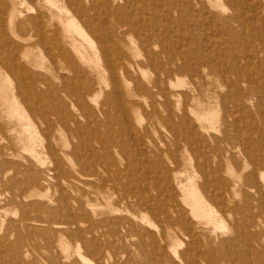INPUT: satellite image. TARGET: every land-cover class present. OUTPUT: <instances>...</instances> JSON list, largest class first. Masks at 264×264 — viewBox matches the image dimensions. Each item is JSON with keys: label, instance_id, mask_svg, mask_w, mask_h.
<instances>
[{"label": "bare ground", "instance_id": "6f19581e", "mask_svg": "<svg viewBox=\"0 0 264 264\" xmlns=\"http://www.w3.org/2000/svg\"><path fill=\"white\" fill-rule=\"evenodd\" d=\"M224 1L227 4L226 5L227 8H225V9L226 10L228 9L229 12L227 13V15L223 19H224L225 25L227 26L225 28H227L230 33L235 32L237 29H239L240 27H242L244 25L245 21H243L244 18L242 19V8H241V6L244 5L243 3L247 2V3H249L251 8L255 7V9L257 6L255 4L256 0H224ZM257 1H260V0H257ZM19 2L22 6H24L25 4H28V8H27L28 10L26 13L22 10H19L17 8L16 4H13L14 6L9 11V6H8L9 4L7 2H6L7 4H5L4 1L0 0V68H6V70L8 71L7 76L11 75L15 80V86L11 91V99H9L8 112L10 113V117L15 119L16 123L20 126V128L18 129V140H20L24 144L25 149L28 151L27 154H29L30 157H33L36 160H38V156L40 155L39 151L37 149V146H38L37 145V142H38L37 137L38 136L34 133L32 127H29L31 125L30 121H32V120L29 119L28 122L26 121V115L25 116L23 115L24 110L22 111V108L20 106H26L28 108V110L31 111V112L29 111L30 114L32 113L33 116L36 118V120H40L39 121L40 123L46 125L44 129H42V130L40 129V130L43 132V135L46 137V143L44 144V147L47 150V153L50 154L51 162L53 164V167H51L50 169H52L54 171L53 178L55 179V182H53V183H54V186L57 190V195H55L54 198L53 197L51 198L50 196H46L47 202L45 201V204L47 206L45 208H48L56 218L59 216L60 220L55 218V219L50 220V221H45V220H42L40 218H34L31 216L30 212L26 209L22 210V215L18 219L8 220L7 218H5L6 215L3 216L1 211H0V255L3 256V253H5V252H8L10 254L11 260H8L10 262H7V264H92V262H93V264H201L202 262H205L207 264H222L221 260H225L224 257L222 255L221 256L217 255L216 252L213 250V248H211V249L215 252V253L213 252L214 257H213V255L212 256H206V254H208L209 252L205 253V251H207L206 244H203V243H205V241L201 242V240L203 241V239H201L199 236L200 231H199V233L196 232L197 231L196 225L209 224L213 219H215V217H218L215 215V214H217V212L214 213V210H212V208H211L212 206H210V204L207 202V200H210V201L213 200L218 204L217 206H221L223 208V209L221 208V211H224V213H225L223 215H226V212L227 213L229 212L230 217H231V215H232L231 213H233L235 215V214L239 213V211H240L239 205L231 207V210L228 209V206H229L228 203L230 201V198L233 195L231 196V195L227 194V191H229V189H230V187H229L230 185H229V183H227L229 186L225 184L226 182L224 183V181H223L224 179H222L224 175L222 174L223 176L221 177V175H220L221 172L216 166H215L216 168H214V166L211 167L205 163L195 162V168L192 166L191 168L193 169V171L191 170L192 172L190 171V174L186 175L188 182L186 185H181V192L179 194L177 192H174V190L176 188H174V190L172 189L173 187H172L171 180L166 181V183H164V181L159 180V178L157 180L156 177H154L156 179L151 178V177L146 178L143 176L142 172H141V174L144 177V179L139 178L140 179L139 181L141 184L139 190L136 189L137 187L135 189L138 191L135 190L136 191L135 192L133 190L134 189L133 186H135V185L132 186V184L135 183V182L132 183L133 181H130L127 183H124V182L120 183L119 182L120 183L119 184L120 191H122V193H121L120 191H118L119 188L117 189V182L116 181L117 180L120 181L122 179L120 177H116L117 175L111 177V175L109 174L110 161H114V158H112V156H113L112 155V149H115V151H116L115 153H117V151H118L121 154H123L125 159H128L131 161V158L133 159V156L135 155V154L133 155V153L136 150L138 152L140 151L143 153V152H145L144 150L150 149V147H159L160 143L165 142V145H167L166 150H167L168 154L171 156V158L173 159V162L180 164L179 163L180 160L178 162V158L180 156L178 157L177 153L180 152V154H181V151H182L181 148L182 147H183V149H186L183 146V142H185L184 144L189 145L193 140H195L194 139L195 135L198 136L201 140L203 135L201 134L202 133L201 131H200L201 133L198 132L199 129L202 131H208L210 129L214 130V131L216 130L215 126L217 124L214 126L213 120L217 117V115H213L214 113H211V112H198V110L197 111L194 110L192 107L187 105V103L182 104L178 100V102H176L174 104L173 100H172V99H175L176 97L179 99V97L181 96L180 95L181 93L178 92V90H179L178 89L179 85L177 84L178 81L176 79H174L175 76L178 75L179 73L182 74V72H186L189 74L190 73L191 74L197 73L199 75V73L201 71H205V69L204 70H201V69H202L203 65L204 66L206 65V64H204L206 58L205 59L199 58L200 60L198 61L197 57L195 58L194 56H192L193 52L190 49H187L186 47H183L181 44H179L180 42L178 40H177L179 42L178 44L174 43L173 41H171V42L167 41V39H166L167 37L166 38L163 37L161 30H160L158 25L161 24V23H159V17L160 16L162 17L163 15L170 17L173 14L178 13L179 15H181V17L179 15H178V17H180L181 20H183L182 17L186 18L187 14L191 13L192 11H195V13H196V11L198 10V11H201L203 13L208 14V11H210V9H211L210 7L214 6V4H216L217 0H20ZM11 3H13V1ZM219 4H218V6H219ZM261 7H262V4H261ZM212 8H214V7H212ZM195 9H197V10H195ZM258 9H260V8L258 7ZM222 10H223V6H222ZM251 11H252V9H251ZM213 13H214V11H213ZM196 14H197V16H199L201 13L199 15H198V13H196ZM201 15L203 16V14H201ZM217 15L213 16V14H212V18H211L213 20L212 22H214ZM248 16H249V14H248ZM195 17H196V15H195ZM203 17H205V15ZM209 18H210V16H209ZM250 18H252V17L250 16ZM260 18H262V17H260ZM187 19H188V17H187ZM187 19H185V20L187 21ZM202 21H204V20H202ZM217 21H219V20H217ZM178 22H180V21H178ZM248 22H250V21H248ZM169 23L171 25V22H169ZM189 23H191V21ZM200 23H202V22H200ZM200 23H198V24H200ZM220 23H219V25H220ZM166 24H168V22ZM208 24H210V23H208ZM246 24L247 23H245V25ZM259 24L261 25V23H259ZM170 25H168L167 27H170ZM174 25L177 26L176 23ZM212 25L214 27V24H212ZM245 25L243 26V29H244ZM251 25H252V22H251ZM199 27L201 28V25ZM199 27H198V29H199ZM162 28H166V27L163 26ZM172 28H173V26H172ZM185 28L187 30V27H185ZM219 28H220V26H219ZM225 28H224V30H225ZM250 28H251V26H250ZM263 28H264V26H263ZM215 29H216V27H215ZM171 31H172V29H171ZM193 31H191V30H189L188 32L184 31L186 34V35H184V39H188V38L192 39L193 38V39H196L197 42L201 41L199 39L200 37L197 38L196 34L193 33ZM202 31H204L203 27H202ZM209 31H212L210 33H213V30H209ZM209 31H207V33ZM242 31H244V30H242ZM242 31L240 30V32H242ZM87 32H90L95 38V41H93L90 44L89 49H87L85 47L84 41H83L85 39L88 40L89 36H88ZM221 32H223V31H221ZM249 32H251V31H249ZM226 33H224V34L226 35ZM168 34H169V32H168ZM168 34H166V35H168ZM170 34H173V33H170ZM216 34H218V32H216ZM243 34H245V33L242 32V36H244ZM259 34H260V31H259ZM205 35H207V34H205ZM130 36H134L137 39V44L140 46L141 49H139L138 45H135V43H136L135 41H132V42L129 41L128 38ZM214 36H216V35H214ZM218 36L219 35H217L216 37H218ZM207 37H208V35H207ZM212 37H213V35H212ZM216 37H215V39H216ZM240 37H241V35H240ZM252 37H254V36H252ZM170 38H172V37H170ZM230 38H232V36ZM255 38H256V36H255ZM241 40H240V42H241ZM249 40H251V37L249 38ZM256 40H257V38H256ZM247 41H248V39H247ZM247 41H245V42H247ZM262 41L263 40L261 39V42ZM181 42H182V40H181ZM183 42H182V44H183ZM258 42L256 43V45L258 44V46H259L260 42L259 43ZM215 43H216V41H215ZM215 43H212V46L216 45ZM221 43H220V45H221ZM253 43H255V42H253ZM204 44L207 45L206 42ZM224 44H225V42H224ZM190 45H193V44H190ZM206 45H204V46H206ZM217 45H218V43H217ZM241 45H240V47H241ZM201 46L199 45V48ZM33 48H45L44 50L46 51V54H47L46 56H47V59L49 60L48 66L44 65L43 59H42V61H39L38 59L30 56L29 50H32ZM210 48L211 47H209V49ZM215 48H217V47H215ZM222 48H223V46H222ZM227 50H228V48H227ZM260 51H261V49H260ZM248 52H249V49H248ZM202 53H201V55H203V58H204L205 56ZM227 53H228V51H227ZM254 53L256 54V51ZM40 55L42 56V54H40ZM222 55H224V52ZM247 55H248L247 57L252 56L249 53ZM192 57L195 58L198 62L197 63H191L190 60L192 59ZM216 57H214V58H216ZM226 57H227V55H226ZM209 59H210V57H209ZM263 59H264V57H263ZM249 60H251V59H249ZM252 61H253V57H252ZM209 63H212V61L211 62L209 61ZM258 63H261V62H258ZM253 64H255V62ZM145 67H148L151 69V71L153 72L152 75L154 77L150 80L143 79V81H142L140 79V77L138 78V76H139V74L141 75L143 72L145 73V71H144ZM229 67H230V65H229ZM42 68H47L48 70H50L49 74H44V73L39 72L37 70V69H42ZM260 68H261V66H260ZM225 71H227V70H225ZM148 72H147V75H148ZM238 72H240V71H238ZM212 73H213V71H212ZM204 74H203V76H204ZM245 74H247V73H245ZM248 74L250 75V72ZM230 75H231V73H230ZM259 75H260V71H259ZM194 76L195 75H193V77ZM254 76H255V74H254ZM93 77H96L97 79L95 80ZM146 77H149V76H146ZM176 77H178V76H176ZM200 77H201V75H200ZM250 77L251 76H248L249 79H250ZM201 78H203V77H201ZM209 78H211V77H209ZM227 78H229V77H227ZM230 78H231V76H230ZM234 78H236V77L234 76ZM147 79H149V78H147ZM197 80H194V81H197ZM211 80L213 82V77ZM247 80L248 79H246L245 81H247ZM202 81L201 82L199 81V82L202 83ZM199 82H198V85L200 84ZM204 82H206V81H204ZM225 82H226V78H225ZM262 82H263V80H262ZM215 84H216V82H215ZM248 84H249V82H248ZM243 85H242V87H243ZM104 86H111L110 87L111 89L104 96L105 97V98H103L104 102H101L102 101L101 97H102V94L104 93ZM213 86L215 87V85H213ZM234 87H235V85H234ZM239 87H241V86H239ZM259 88H261V87H259ZM155 89L157 90V94L162 99L157 100V99H155V96L151 99L150 106L153 109H152V112L150 114H148V116H147L149 123L143 128L144 132H141L139 129L140 127H137L140 125L139 123H138L139 125L137 124V126L135 124V126L137 127L136 128L134 126V124L131 123V120L130 119H129L130 121L128 120V118L130 116H128L127 119L124 118L121 121H120V118L116 119L115 116H114L113 120L111 119L113 122L116 119L117 120L116 122L118 123V125H120L119 127H120L121 133H120V137L118 136L119 138L117 140H114L112 132H111L112 130L109 129L110 123L105 124L108 126V128H106V132H102L99 130V128L101 127L100 125H102V124L97 123V122L95 123V125H93V126L91 125L92 127H89L87 130L86 128L89 125H87L85 128V125L80 123L78 120L76 123H73L74 125H72L71 119L74 120V117H72L70 111L67 110L68 108L66 109V106H73V107L76 106L77 109L81 112V115L87 114V115H90V117H92L91 114L93 111L91 112V109L89 106L95 107V106H100L101 104L103 106L105 103H107L109 105L111 103L113 104L114 100L117 103L121 102V106H135L136 102L134 99L136 98V96H138L139 94H142L144 92L147 93V94L144 93L145 95H148L150 92H152V91L154 92ZM221 89H222V87H221ZM236 89L240 90L238 87ZM193 90L197 91V89H195V88ZM217 90L218 89H216V91ZM226 90H228V89H226ZM241 90L243 91V88ZM256 91H258V90H256ZM261 92H263V91H261ZM233 93L235 94L236 92H233ZM249 93H251V92H249ZM125 94L127 95L126 98L128 97L127 100H123V98H124L123 95H125ZM184 94L185 93H183V95ZM198 94H199V92H198ZM220 94H222V93H220ZM153 95H154V93H153ZM210 95H212V94H210ZM229 95H230V93H229ZM184 96L188 97V95L186 96V94ZM200 96L202 98V95H200ZM230 96H228V98ZM244 96H246V95H244ZM173 97H175V98H173ZM217 97H218V95H217ZM231 97H233V96H231ZM231 97H230V99H231ZM223 99L225 100V98H223ZM260 99H261V97H260ZM239 100H240V98H239ZM205 101H206V99H205ZM115 102H114V104H115ZM186 102H188V101H186ZM201 102H204V101H201ZM239 102H238V104H239ZM206 103H204V104H206ZM193 104H195V103H193ZM262 104H263V102H262ZM112 106H114V105H112ZM156 106H161L163 109V113H161L159 110H157ZM191 106H192V103H191ZM104 107H105V105H104ZM110 107H111V105H109L108 110L111 109ZM100 108H102V107H100ZM112 108L115 110L114 107H112ZM120 108H122V107H120ZM236 108H235V110H236ZM247 108H249V107H247ZM124 109H127V108L124 107ZM98 110L99 109H97V111ZM105 110H107V109H105ZM241 111H242V109H241ZM107 112H105V113H107ZM115 112H116V110H115ZM241 113H243V112H241ZM33 116H31V117H33ZM69 116H71L72 118L70 119ZM100 116H102V114ZM242 116H244V115H242ZM75 117H76V115H75ZM112 117L113 116H109V119ZM53 118H55V121L58 124V129H56L54 127L56 124L53 122ZM94 118H95V116H94ZM231 119L232 118H230V120ZM238 119H240V118H238ZM234 120H235V117H234ZM224 121L225 120H223V122ZM89 122H91V121H89ZM218 122H219V120H218ZM238 122H240V121L238 120ZM117 123H114V124H117ZM141 123H142V121H141ZM156 123H159L160 125H162L165 128L166 133H167L166 136H160L159 137L160 143L155 140V138H154L155 135H153V133L151 132V128H150V126H151L150 124L154 125ZM240 123H242V122H240ZM226 125H228V124L226 123ZM218 126H220V125H218ZM247 126L249 127V125H247ZM252 126H253V124H252ZM256 126H258V124ZM259 126L261 127V124ZM262 126L264 127L263 124H262ZM14 127H15V125H14ZM40 127H41V125H40ZM111 127L113 128V126H111ZM115 128H114V130L116 131ZM253 128H254V126H253ZM13 129L16 130L17 128H13ZM223 129H226V128H223ZM258 130H259V127H258ZM263 130H262V132H263ZM63 131L65 132L64 135L62 133ZM225 131H223V132H225ZM229 132H231V130H229ZM253 132L254 131H252V133ZM219 133L221 134V132H218V134ZM242 133L245 134L244 132H242ZM66 134L71 135L77 139V143L75 145H73L71 150L68 149L69 145L67 143L61 144L59 141V140L63 141L65 139ZM220 134H219V136H220ZM57 135H58V137H57ZM206 135L207 134L205 133V136ZM229 135H231V133ZM233 135L234 134H232V136ZM4 136H5V134L0 131V141L4 138ZM219 136L218 137L213 136L214 138L212 137L214 139V141L216 142V145L211 146V147H214V149H216L218 152H220V154H222V150L220 148L223 145L220 147L219 143L221 141L225 142L226 137H228V136H227V134H223L221 137H219ZM251 136L252 135H250V137ZM253 136H255V135L253 134ZM203 138H205V137H203ZM257 138H259V137H257ZM206 139L208 140V138H206ZM56 140H57V142H56ZM235 140H234V142H235ZM242 141H243V139H242ZM260 141H262V139ZM209 142H211V141H209ZM237 142H239V141H237ZM253 142H252V144H253ZM95 143L99 144L100 147L95 146ZM226 144H228V143H226ZM257 144H259V143H257ZM209 146H210V144H209ZM237 146H239V145H237ZM260 146L262 147V144H260ZM260 146H259V149L261 148ZM162 147H164V146L162 145ZM162 147H160V148L162 149ZM193 147H196V146H193ZM205 147H206V145H205ZM255 147L256 146H254L253 148H255ZM84 148H87L88 151H85ZM187 149H188V147H187ZM199 149H200V147H199ZM232 149L234 150L233 147H232ZM154 150H152V151H154ZM166 150H164V151H166ZM189 150H191L190 147H189ZM237 150L238 149H236V151ZM149 151H151V150H149ZM190 152H193V151L191 150ZM200 152L202 154L204 151L202 152V150H201ZM206 152H207V150H206ZM225 152L226 151H224V153ZM252 152H253V150H252ZM261 152H262V150H261ZM263 152H264V150H263ZM152 153H154V152H152ZM163 153L164 152H162L161 154H163ZM185 153H186V151H185ZM205 153H203L202 155H204ZM211 153H209V154H211ZM242 153H243V151H242ZM256 153H260V152H256ZM193 154H196V153H193ZM201 154L199 155V157L201 156ZM220 154H219V158L221 156ZM226 155H225V157H226ZM233 155H235V154H233ZM147 156H148V154H147ZM189 156H190V154H189ZM197 156H198V153H197ZM257 156H258V154H257ZM152 157H153V155H152ZM207 157H208V155H207ZM39 158H40V156H39ZM155 158H156V154H155ZM158 158H159V155H158ZM189 158H192V157H189ZM246 158H248V157H246ZM148 159H154V158H148ZM160 159L162 160V156L160 157ZM221 159H222V157H221ZM155 160H157V158ZM161 160H159V161H161ZM41 161H40V163H41ZM133 161H134V159H133ZM245 161H246V159H245ZM258 161H259V159L257 160V162ZM162 162L165 164L164 161H161V163H160L161 166H162ZM128 163H129V161H128ZM148 163H150V162H148ZM262 163L263 162L261 161V164ZM13 164L11 163V165H13ZM15 164H17V163H15ZM135 164H136V162H135ZM212 164H213V162H212ZM261 164H259V165H261ZM41 165H43V164H41ZM147 166H148V164H147ZM147 166H145L144 168H146ZM179 166H181V165H179ZM179 166L176 169L177 170L176 173H174L173 180H174V178L177 179L181 174L183 175L185 173V171H187V170H183ZM219 166H221L220 161H219ZM130 167L131 166H129V168ZM241 167H243V166H241ZM254 167H253V169H254ZM9 168H11V167H9ZM162 168H160V169H162ZM219 168L222 170V167H219ZM246 168L244 167V169H246ZM131 169L129 172H131ZM132 170L134 171V169H132ZM162 170H164V169H162ZM172 170L174 171V168ZM256 170H257V167H256ZM159 171L161 172V170H159ZM165 171H166V167H165ZM167 171H169V170L167 169ZM251 171L249 173H251ZM107 172L109 175H106ZM160 172H159V174H160ZM119 173H120V171H119ZM151 173L154 174L153 172H151ZM231 173H233L231 175L232 177L231 176L230 177L233 179V185H234V188L232 190L235 191L234 194L237 196L236 190H237V186H238L237 182L239 181L237 178L238 175L233 171L230 172L229 174H231ZM157 174L158 173H156L153 176H157ZM262 174H263V172H262ZM147 175H149V174H147ZM170 175H173V174H170ZM249 175H251V174H248V177H249ZM16 176L14 178L12 177L13 178L12 179L13 186H14V188L15 187L20 188V190H19L20 192L10 193L11 194L9 197L10 202H13V201L18 200V199L21 200L22 202H24L25 199L32 198L36 194L32 191L29 192L28 190H30L31 188H34L36 186H38V187H40V186L44 187L45 186L44 183L40 181V179L38 178V176L34 172L27 174L24 178L22 177L23 178L22 181H19ZM130 176H128V177H130ZM134 177L136 178V174ZM168 177H170L169 174H168ZM251 177H254V176L251 175L250 178ZM256 177L258 178L257 175H256ZM131 178H133V177L131 176ZM257 178L255 180H257ZM170 179H171V177H170ZM251 179L254 180L253 178H251ZM166 180H167V178H166ZM227 180H229V178ZM263 181H264V177H263ZM172 182H174V181H172ZM228 182H230V180ZM47 183L49 185L51 184L50 181L46 182V184ZM246 183H249V182L247 181ZM81 184H83L86 187L82 186ZM175 184H176V182H175ZM230 184L232 185V183H230ZM258 184H260V181L258 182ZM258 184L257 185L254 184V185L257 186V188H260L261 184L259 185V187H258ZM173 185H174V183H173ZM261 187H263V186H261ZM177 189H178V187H177ZM68 190H69L70 194L67 192ZM248 190L252 191L253 189L250 188ZM74 191H79V193H71ZM244 191L245 190H243V194L246 192V191L245 192ZM256 191L258 192V190H256ZM114 192H116V193H114ZM114 194H117V197H114ZM259 194H261V193H259ZM262 194H263V192H262ZM262 194H261V196H263ZM126 195L133 198L134 204L138 205L140 208V211H141L140 213H136L134 211H131L129 201L126 204L127 206H125V205L118 206L120 201L122 202V201H125L128 199ZM240 195H241V193H240ZM245 195H247V194H245ZM253 195H255V193H253ZM41 196L45 197V195H43V194H41ZM115 198H117V199L114 200ZM235 199H236V197H235ZM51 201L52 202L56 201L57 205L56 206L49 205V203ZM252 201H251V204H252ZM7 202L8 201H6L5 204ZM206 202L209 204V206L207 205ZM246 202L247 201L245 200V203ZM236 204H239V203L236 202ZM249 204L247 202V205H249ZM36 205L39 208L40 207L42 208V206H44L42 204H36ZM245 205H243V206H245ZM249 207H248V209H249ZM261 208H263V207L261 206ZM124 210H126V214L121 213ZM215 211H216V209H215ZM244 213L245 212H243V214ZM148 214H150L152 216V218L157 220L158 224H163V225H161L162 229H158V228L155 229L154 226L156 224L148 216ZM40 215H41V213H40ZM41 216H43V215H41ZM251 217H250V219H252ZM238 218H240V217H238ZM234 219H236V218H234ZM245 220H247V219H245ZM221 222H222V219H221ZM231 222L233 223V221H231ZM253 222H254V220H253ZM46 223L51 225L52 230H53V232H52L53 235H52V233H50L51 235H48V234H46V236L44 235L46 237L45 238L46 243L44 245H39L37 242H34L35 241L34 233L37 232V230H46V226L44 225ZM216 223L218 224V222H216ZM222 223L224 224V222H222ZM249 223H252V222H249ZM240 224H242V223H240L239 220H237V221L235 220L233 225H230V226H232V229L235 232L236 237H237V233H239L238 232L239 227H241ZM243 224H244V222H243ZM243 224H242V226H243ZM247 225H248V223H247ZM244 226H245L244 229L245 228L247 229L245 224H244ZM250 226H252V224ZM47 227L49 228V226H47ZM220 227H222V226H220ZM225 227H227V226H225ZM253 227H254V224H253ZM212 228H215V226ZM197 229H199V228H197ZM216 229H217V227H216ZM220 230H222V229H220ZM247 231H248V229H247ZM213 232H215V231H213ZM240 232H241V230H240ZM255 232L253 231L254 234H255ZM216 233H217V231H216ZM202 234H203V232H202ZM11 235L17 236V240L13 241V242L10 241L9 237ZM41 235H43V234H41ZM204 235L205 234H203V236ZM243 235H245V234H243ZM232 236H230V237H232ZM246 237H249V236L246 235ZM66 238H67V241H66ZM71 238H75L77 240L74 247H73V244H71L70 241H68V239H71ZM208 238L211 239V237H208ZM241 238H242V236H241ZM252 238H250V239L252 240ZM240 240H242V239H240ZM208 242H211V241H208ZM223 242H221V243H223ZM236 242H239V241H236ZM240 242H239V244L243 243V242L242 243H240ZM230 243L233 244L232 242H230ZM212 244H214V243H212ZM218 244H219V242H218ZM226 245H228V244H226ZM235 245H237V244H235ZM250 245H252V244H250ZM250 245L249 246L247 245V246L250 248ZM231 246L234 247L233 245H230L229 248ZM240 246H237V247L240 248ZM252 246H255V245H252ZM71 247L74 249H71ZM221 248H222V246H221ZM225 248L228 249V247H226V246H225ZM223 249H224V247H223ZM254 249H255V247H254ZM41 250L45 251V255L38 258V254L42 253ZM106 250H109L110 253L106 254ZM133 250L138 251L140 254H142L144 259L142 261H139V260L137 261L133 256ZM251 250H253V249L251 248ZM37 251H39V252H37ZM218 251H217V253L220 252V251L219 252ZM240 251H241V249H240ZM253 251H255V250H253ZM256 251H257V249H256ZM256 251H255V253H256ZM111 252H113V254H111ZM223 252H225V251H223ZM245 252H246V250H245ZM251 253L253 254V252H251ZM255 253H254V255H255ZM233 254H236V252H234ZM227 255H229V254H227ZM256 255H258V253ZM240 256H241V254H240ZM251 257L252 256H249V258H251ZM231 259H232V257H231ZM256 259H258V258H256ZM261 261H262V259H261ZM243 262H244V260H243ZM236 264H237V262H236ZM258 264H260V263H258Z\"/></svg>", "mask_w": 264, "mask_h": 264}, {"label": "rangeland", "instance_id": "374dc122", "mask_svg": "<svg viewBox=\"0 0 264 264\" xmlns=\"http://www.w3.org/2000/svg\"><path fill=\"white\" fill-rule=\"evenodd\" d=\"M2 1H4L5 2V4H9L8 6H9V11L12 9V7L14 6L13 4H16V6H17V8L19 9V10H22V11H24L25 13L27 12V8H28V4H25L24 6H22L21 4H20V0H2ZM13 1V3H11ZM220 1V2H219ZM261 1V0H260ZM260 1H257L256 0V2H255V4L257 5L256 6V9H255V7H253V8H251L250 7V5H249V3H247V2H244L242 5L244 6H241V8H242V19H243V21H245L244 22V25H245V23H247L246 25H245V27H244V29H243V26L242 27H240L239 29H237L235 32H233V33H230L229 31H228V29L227 28H225V27H227L226 25H225V23H224V17L227 15V13L229 12L228 11V9L226 10L225 8H227L226 7V3H225V1L224 0H217V2H216V4H214V6H212V7H214V8H212V7H210L211 9H210V11H208V14L207 13H203V12H201V11H198L197 9H195V10H197L196 11V13H198V15L201 13V14H203V16L205 15V17H203L201 14L199 15V16H197V14L195 13V11H192L191 13H189V14H187V16H186V18L185 17H182V19L186 22H184L183 20H181V15H179L178 13H176V14H173L172 16H170V17H167V16H165V15H163L162 17L160 16L159 17V23H161V24H159L158 26H159V28H160V30H161V33H162V35H163V37H167L166 39H167V41H169V42H171V41H173L174 43H176V44H178L179 42V44H181L183 47H186L187 49H190L192 52H193V54H192V56H194L195 58L197 57V59H198V61L200 60V59H205L206 58V60H205V62H204V64H206L205 66L203 65V67H202V69L201 70H204L205 69V71H201L200 73H199V75L196 73H186V72H182V74L181 73H179L178 75H176V76H178V77H176L175 76V78L174 79H176L178 82H177V84L179 85L178 86V92L179 93H181L180 95V97H179V99L176 97H173V98H175V99H172L173 100V103L175 104L176 102H178V100H179V102L180 103H187V105H189L190 107H192L194 110H198V112H211V113H214L213 115H217V121L214 119L213 121H214V126H215V131L214 130H208V131H202V130H198V132L199 133H201L203 136H202V138H201V140H200V138L198 137V136H196L195 135V140H193L189 145L187 144H184L185 142H183V146H184V148H186L187 149V147H188V149L186 150V149H183V147L181 148L182 149V151H181V154H180V152H178L177 153V155H178V162H179V160H180V164H177V163H174L173 162V159L171 158V156L168 154V152H167V150H166V148H167V145H165V142H162V143H160L159 142V137L160 136H166L167 135V133H166V130H165V128L162 126V125H160L159 123H156V124H150L151 126H150V128H151V132L153 133V135H155V140L156 141H158L159 143H160V145H159V147H150V149H147V150H144L145 152H138L137 150L133 153V159H134V161H133V159L131 158V161L130 160H128V159H125L124 158V156H123V154H121L120 152H118L117 151V153H115L116 151H115V149H112V158H114V161H110V171H109V174L111 175V177H113V176H115V175H117L116 177H120L122 180H117L116 182H117V189H118V191H120V187H119V184L122 182H124V183H127V182H130V181H133L132 183H134V184H132V186L133 185H135V186H133V190L135 191L136 189H138L139 190V188H140V179L139 178H141V179H144V177H146V178H148V177H151V178H154V177H156L157 178V180H158V178H159V180H161V181H164V183H166V181H170L171 180V183H172V189L174 190V188H176L177 189V187H178V189L176 190H174V192H177L178 194L181 192V185H186L187 184V182H188V180H187V177H186V175L187 174H190V171L192 170L193 171V169L191 168L192 166L195 168V162H201V163H205V164H208L209 166H211V167H213L214 166V168H218L219 170H220V175H221V177L223 176V178L222 179H224L223 181H224V183L226 184V185H228L227 183H229V187H230V189H229V191H227V194H229V195H233L231 198H230V201H229V203H228V209H230L231 210V207H233V206H236V205H239V208H240V211H239V213H237V214H233V213H231L232 215H231V217H230V213L228 212H226V215H223V214H225L224 213V211H221V206H217L218 204L215 202V201H213V200H207V202L210 204V206H212L211 208H212V210H214V213H216L217 212V214H215L216 216H218V217H215V219H213L209 224H200V225H196V232L197 233H199V231H200V233H199V236H200V238L201 239H203V241L201 240V242H204L205 241V243H203V244H206V249H207V251H205V253H207V252H209L208 254H206V256H212L213 255V257H214V253L216 252V254L217 255H222L223 257H224V259L225 260H221V263L222 264H236V262H237V264H258V263H260V264H264V181H263V177H264V152H263V150H264V127L262 126V124L264 125V59H263V57H264V28H263V24H264V1L262 0L261 2ZM7 2V3H6ZM227 2V1H226ZM258 2V3H257ZM220 3V4H219ZM218 4H219V6H218ZM261 4H262V7H261ZM246 5V6H245ZM222 6H223V10H222ZM225 6V7H224ZM219 7V8H218ZM258 7L260 8V9H258ZM244 8V9H243ZM226 11H225V10ZM251 9H252V11H251ZM222 10V11H221ZM260 10V11H259ZM263 10V11H262ZM213 11H214V13H213ZM257 11V12H256ZM194 12V13H193ZM210 12V13H209ZM248 12V13H247ZM253 15H251L250 13ZM218 15H217V14ZM256 13V14H255ZM261 13V14H260ZM192 14V15H191ZM212 14H213V16H216L217 15V17H216V19L214 20V22L216 23H214V22H212L213 20L211 19L212 18ZM248 14H249V16H248ZM177 15V16H176ZM178 15L180 16V17H178ZM195 15H196V17H195ZM207 15V16H206ZM247 15V16H246ZM260 15V16H259ZM263 15V16H262ZM165 16V17H164ZM190 16V17H189ZM209 16H210V18H209ZM222 16V17H221ZM250 16L252 17V18H250ZM173 17V18H172ZM187 17H188V19H187ZM207 17V18H206ZM219 17V18H218ZM259 17V18H258ZM260 17H262V18H260ZM162 18V19H161ZM168 18V19H167ZM172 18V19H171ZM180 18V19H179ZM187 19V21L185 20V19ZM203 18V19H202ZM199 19V20H198ZM208 19V20H207ZM246 19V20H245ZM252 19V20H251ZM162 22H161V21ZM166 20V21H165ZM170 20V21H169ZM202 20H204V21H202ZM207 22H206V21ZM217 20H219V21H217ZM261 20V21H260ZM178 21H180V22H178ZM183 21V22H182ZM191 21V23H189ZM248 21H250V22H248ZM259 21V22H258ZM168 22V24H166ZM169 22H171V25L173 26V28H172V26L170 25V23ZM178 22V23H177ZM182 22V23H181ZM200 23V22H202V23H200V24H198V23ZM221 22V23H220ZM251 22H252V25H251ZM176 23V25L177 26H175L174 24ZM188 23V24H187ZM208 23H210V24H208ZM219 23H220V25H219ZM224 23V24H223ZM249 23V24H248ZM259 23H261V25L259 24ZM165 24V25H164ZM212 24H214V27H213V25ZM218 24V25H217ZM257 24V25H256ZM168 25H170V27H167ZM190 25V26H189ZM198 25V26H197ZM201 25V28L199 27ZM216 25V26H215ZM259 25V26H258ZM166 27V28H162V27ZM196 26V27H195ZM219 26H220V28H219ZM248 26V27H247ZM250 26H251V28H250ZM262 26V27H261ZM178 27V28H177ZM185 27H187V30H186V28ZM190 27V28H189ZM198 27H199V29H198ZM202 27H203V29H204V31H202ZM213 27V28H212ZM215 27H216V29H215ZM222 28V29H221ZM224 28H225V30H224ZM253 28V29H252ZM165 31H164V30ZM171 29H172V31H171ZM177 29V30H176ZM253 31H252V30ZM189 30H191V31H193V33H195L196 34V36H197V38H199L201 41H198L197 42V40L196 39H184V35H186L185 34V32H188ZM209 30H213V33H210V32H212V31H209ZM215 30V31H214ZM223 31V32H221V31ZM228 32H227V31ZM240 30L242 31V30H244V31H242L243 33H245V34H243L244 36H242V32H240ZM251 31V32H249V31ZM262 30V31H261ZM164 33H163V32ZM183 31V32H182ZM185 31V32H184ZM202 31V32H201ZM207 31H209L208 33H207ZM220 31V32H219ZM246 31V32H245ZM259 31H260V34H259ZM168 32H169V34H168ZM179 32V33H178ZM216 32H218V34H216ZM227 32V33H226ZM88 33V40L87 39H85V40H83L84 41V45H85V47L87 48V49H89L90 48V44L93 42V41H95V38H94V36L90 33V32H87ZM170 33H173V34H170ZM175 33V34H174ZM177 33V34H176ZM181 33V34H180ZM221 33V34H220ZM224 33H226V35L224 34ZM253 33V34H252ZM258 33V34H257ZM165 34V35H164ZM166 34H168V35H166ZM183 34V35H182ZM205 34H207L208 35V37H207V35H205ZM228 34V35H227ZM232 36V38H230L231 36ZM212 35H213V37H212ZM214 35H219L218 37H216V36H214ZM239 35V36H238ZM240 35H241V37H240ZM249 35V36H248ZM258 35V36H257ZM263 35V36H262ZM175 36V37H174ZM229 36V37H228ZM252 36H254V37H252ZM255 36H256V38H257V40H256V38H255ZM263 38H262V37ZM170 37H172V38H170ZM174 37V38H173ZM177 37V38H176ZM202 37V38H201ZM215 37H216V39H215ZM245 37V38H244ZM251 37V40H249V38ZM211 38V39H210ZM218 38V39H217ZM220 38V39H219ZM236 38V39H235ZM129 41H135L136 43H135V45H138L137 44V39L134 37V36H130L129 38ZM171 39V40H170ZM242 39V40H241ZM247 39H248V41H247ZM261 39L263 40L262 42H261ZM179 42H178V41ZM181 40H182V42H183V44H182V42H181ZM191 40V41H190ZM216 41V43H215V41ZM240 40H241V42H240ZM254 40V41H253ZM211 41V42H210ZM214 41V42H213ZM245 41H247V42H245ZM259 43V46H258V44L256 45V43L257 42ZM194 42V43H193ZM207 43V45L206 44H204V43ZM223 44H222V43ZM224 42H225V44H224ZM232 42V43H231ZM253 42H255V43H253ZM189 43V44H188ZM212 43H215L216 45H214L215 47H217V48H215L214 46H212ZM217 43H218V45H217ZM220 43H221V45H220ZM237 43V44H236ZM246 43V44H245ZM190 44H193V45H190ZM203 44V45H202ZM242 44V45H241ZM251 44V45H250ZM255 44V45H254ZM186 45V46H185ZM199 45L201 46L200 48H199ZM204 45H206V46H204ZM210 45V46H209ZM240 45H241V47H240ZM252 47H250V46ZM193 46V47H192ZM222 46H223V48H222ZM256 46V47H255ZM258 46V47H257ZM262 46V47H261ZM138 47H139V49H141L140 48V46L138 45ZM209 47H211L210 49H209ZM231 47V48H230ZM247 47V48H246ZM197 50H196V49ZM203 48V49H202ZM226 48V49H225ZM227 48H228V50H227ZM257 48V49H256ZM261 49V51H260V49ZM45 48H33L32 50H29V54H30V56H32L33 58H36V59H38L39 61H42V59H43V62H44V65L45 66H48V64H49V60L47 59V54H46V51L44 50ZM215 49V50H214ZM247 49V50H246ZM248 49H249V52H248ZM207 52H205V51ZM256 51V54L254 53L255 51ZM201 51V52H200ZM204 51V52H203ZM210 53H209V52ZM216 51V52H215ZM227 51H228V53H227ZM243 51V52H242ZM251 51V52H250ZM253 51V52H252ZM200 54H198V53ZM203 52V53H202ZM223 52H224V55H222L223 54ZM258 52V53H257ZM201 53L202 54H204V58H203V55H201ZM250 54V55H252V56H250V57H247L248 55L247 54ZM262 53V54H261ZM40 54H42V56L40 55ZM215 54V55H214ZM258 54V55H257ZM211 55V56H210ZM226 55H227V57H226ZM246 55V56H245ZM256 55V56H255ZM260 55V56H259ZM217 56V57H216ZM255 56V57H254ZM202 57V58H201ZM209 57H210V59H209ZM214 57H216V58H214ZM252 57H253V61L255 62V64H253L254 62L252 61ZM260 57V58H259ZM195 58H193L192 57V59L190 60V62L191 63H197L198 61L195 59ZM200 58V59H199ZM256 58V59H255ZM218 59V60H217ZM246 59V60H245ZM249 59H251V60H249ZM209 61L211 62L212 61V63H209ZM216 64H215V63ZM221 62V63H220ZM258 62H261V63H258ZM263 62V63H262ZM208 64V65H207ZM211 66H210V65ZM220 64V65H219ZM245 64V65H244ZM228 65V66H227ZM229 65H230V67H229ZM240 65V66H239ZM244 65V66H243ZM258 67H257V66ZM216 68H215V67ZM260 66H261V68H260ZM214 67V68H213ZM227 67V68H226ZM249 67V68H248ZM254 67V68H253ZM257 67V68H256ZM146 69V70H145ZM212 69V70H211ZM39 72H42V73H44V74H49V71L50 70H48L47 68H42V69H37ZM225 70H227V71H225ZM254 70V71H253ZM144 71H145V73L143 72L141 75L139 74V76H138V78L140 77V79L143 81V79H145V80H150V79H152L154 76L152 75L153 74V72L151 71V69L150 68H148V67H145L144 68ZM149 71V72H148ZM208 71V72H207ZM212 71H213V73H212ZM238 71H240V72H238ZM245 71V72H244ZM259 71H260V75H259ZM263 71V72H262ZM147 72H148V75H147ZM238 72V73H237ZM250 72V75L248 74ZM184 73V74H183ZM202 73V74H201ZM205 73V74H204ZM223 73V74H222ZM230 73H231V75H230ZM240 73V74H239ZM245 73H247V74H245ZM253 73V74H252ZM7 74H8V71L6 70V68H0V131L1 132H3L4 134H5V136H4V138L0 141V211H1V213H2V215L3 216H5V218H7L8 220H12V219H14V220H16V219H18L19 217H21V215H22V210L23 209H26V210H28L29 212H30V214H31V216L32 217H34V218H40V219H42V220H45V221H50V220H53V219H55L56 217L51 213V211L48 209V208H45L47 205L45 204V201L47 202V198H46V196H50L51 198L53 197H55V195H57V190H56V188H55V186H54V183L53 182H55V179L53 178V174H54V171L52 170V169H50L51 167H53V164H52V162H51V158H50V154H48L47 153V150L45 149V147H44V144L46 143V137L43 135V132L41 131L42 129H44L45 128V124H42V123H40L39 121L40 120H36V118L33 116V114L31 115L30 114V110H28V108L26 107V106H20L21 108H22V111H23V115L25 116L26 115V121L28 122L29 121V119H31L32 121H30V123H31V125L29 126V127H32V129H33V131H34V133L38 136L37 137V149H38V151H39V156H40V158H39V156H38V160H36L35 158H33V157H30V155L29 154H27L28 153V151L25 149V146H24V144L20 141V140H18V129L20 128V126L16 123V120L15 119H13V118H11L10 117V113L8 112V106H9V99H11V91H12V89L14 88V86H15V80H14V78L11 76V75H9V76H7ZM203 74H204V76H203ZM254 74H255V76H254ZM257 74V75H256ZM193 75H195L194 77H193ZM200 75H201V77H203V78H201L200 77ZM231 76V78H230V76ZM247 75V76H246ZM146 76H149V77H146ZM215 76V77H214ZM223 76V77H222ZM234 76L236 77V78H234ZM248 76H251L250 77V79L248 78ZM254 76V77H253ZM261 76V77H260ZM209 77H211V78H209ZM212 77H213V82H212ZM227 77H229V78H227ZM242 77V78H241ZM253 77V78H252ZM260 77V78H259ZM95 80L97 79L96 77H93ZM147 78H149V79H147ZM196 78V79H195ZM225 78H226V82H225ZM240 78V79H239ZM258 78V79H257ZM198 79V80H197ZM246 79H248L247 81H245ZM255 79V80H254ZM257 79V80H256ZM194 80H197L198 82L200 81H202V83H200L199 85H198V82L197 81H194ZM240 82H239V81ZM250 80V81H249ZM262 80H263V82H262ZM204 81H206V82H204ZM235 81V82H234ZM243 81V82H242ZM215 82H216V84H215ZM247 82V83H246ZM248 82H249V84H248ZM251 82V83H250ZM206 83V84H205ZM214 83V84H213ZM222 83V84H221ZM247 85H246V84ZM227 84V85H226ZM245 86H244V85ZM262 84V85H261ZM210 85V86H209ZM213 85H215V87L213 86ZM219 85V86H218ZM234 85H235V87L237 88H239L240 90L243 88V91L241 90H238V89H236L235 87H234ZM242 85H243V87H242ZM249 85V86H248ZM222 87V89H221V87ZM228 86V87H227ZM239 86H241V87H239ZM248 86V87H247ZM111 86H104V93L102 94V97H101V99H102V101L101 102H104L103 100V98H105L104 96L106 95V93L107 92H109V90L111 89L110 88ZM252 87V88H251ZM259 87H261V88H259ZM197 89V91H194L193 89ZM218 89L217 91H216V89ZM220 88V89H219ZM251 88V89H250ZM255 90H254V89ZM226 89H228V90H226ZM251 91H250V90ZM210 90V91H209ZM249 90V91H248ZM256 90H258V91H256ZM223 91V92H222ZM226 91V92H225ZM229 91V92H228ZM248 91V92H247ZM261 91H263V92H261ZM198 92H199V94H198ZM216 92V93H215ZM233 92H236L235 94L233 93ZM238 92V93H237ZM247 92V93H246ZM249 92H251V93H249ZM261 92V93H260ZM145 94H147L146 92H144ZM144 93H142V94H139L138 96H136V98L134 99L135 100V102H136V105L135 106H121V102H115V100H114V102H115V104H114V102H113V104L111 103V104H109V105H111V109L110 110H108L109 109V105L107 104V103H105L104 105H105V107H104V105L102 106V104L100 105V106H89L90 107V109H91V112H92V114H91V116L92 117H90V115H81V112L77 109V107L75 106V107H73V106H66V109L68 110V111H70V113H71V115H72V117H74V120L73 119H71L72 117L71 116H69L70 117V119L72 120L71 122H72V125H74L73 123H76L77 122V120L80 122V123H82L83 125H85V128H86V126L87 125H89V126H87V130H88V128L89 127H92L93 125H95V123L97 122V123H100V124H102V125H100L99 127V130L100 131H102V132H106V128H108V126L107 125H105V124H109L110 125V127H109V129L110 130H112L111 132H112V135H113V138H114V140H117L119 137H120V133H121V131H120V125H118V123L116 122L117 120V118H120V121L121 120H123L124 118L125 119H127V117L128 116H130L129 118H128V120L130 119L131 120V123H133L134 124V126H135V124H136V126H137V124L139 125V126H137V127H140L139 129H140V131L141 132H144V130H143V128L149 123V120H148V114H150L151 112H152V109L153 108H151V106H150V101H151V99L155 96V99H157V100H161L162 98L157 94V90L155 89L154 90V92L152 91V92H150L148 95H145ZM153 93H154V95H153ZM183 93H185L186 94V96L188 95V97H185L184 95H183ZM220 93H222V94H220ZM229 93H230V95L231 96H233V97H231L230 95H229ZM246 93V94H245ZM253 93V94H252ZM152 94V95H151ZM156 94V95H155ZM210 94H212V95H210ZM214 94V95H213ZM145 95V96H144ZM200 95H202V98H201V96ZM217 95H218V97H217ZM244 95H246V96H244ZM248 95V96H247ZM259 97H258V96ZM126 94L125 95H123V100H127V98H126ZM148 96V97H147ZM204 96V97H203ZM213 96V97H212ZM222 96V97H221ZM228 96H230L231 97V99H230V97L228 98ZM239 96V97H238ZM250 96V97H249ZM238 97V98H237ZM257 97V98H256ZM260 97H261V99H260ZM121 98V99H122ZM223 98H225V100L223 101L222 99ZM237 98V99H236ZM239 98H240V100H239ZM245 98V99H244ZM247 98V99H246ZM8 99V100H7ZM194 99V100H193ZM202 99V100H201ZM205 99H206V101H205ZM235 99V100H234ZM251 99V100H250ZM217 100V101H216ZM224 102H222V101ZM233 100V101H232ZM248 100V101H247ZM121 101V100H120ZM186 101H188V102H186ZM195 101V102H194ZM198 101V102H197ZM201 101H204V102H201ZM209 101V102H208ZM227 101V102H226ZM231 101V102H230ZM235 101V102H234ZM240 101V102H239ZM245 101V102H244ZM192 103V106H191V103ZM207 102V103H206ZM230 102V103H229ZM237 102V103H236ZM238 102H239V104H238ZM261 102V103H260ZM262 102H263V104H262ZM193 103H195V104H193ZM203 105L204 103H206V104H204L203 106L201 105V104ZM229 103V104H228ZM245 103V104H244ZM199 104V105H198ZM257 104V105H256ZM112 105H114V106H112ZM116 105V106H115ZM238 105V106H237ZM241 105V106H240ZM260 105V106H259ZM263 105V106H262ZM194 106V107H193ZM200 106V107H199ZM249 107V108H247V107ZM26 107V108H25ZM100 107H102V108H100ZM112 107H114L115 108V110H116V112H115V110L112 108ZM120 107H122V108H120ZM124 107L125 108H127V109H124ZM157 107V110H159L161 113H163V109H162V107L161 106H156ZM204 107V108H203ZM211 107V108H210ZM238 109H237V108ZM75 108V109H74ZM235 108H236V110H235ZM246 108V109H245ZM97 109H99L98 111H97ZM103 111H102V110ZM105 109H107V110H105ZM125 111H124V110ZM129 109V110H128ZM209 109V110H208ZM211 109V110H210ZM234 109V110H233ZM240 109V110H239ZM241 109H242V111H241ZM112 110V111H111ZM133 110V111H132ZM213 110V111H212ZM30 111V112H29ZM108 111V112H107ZM110 111V112H109ZM118 111V112H117ZM105 112H107V113H105ZM120 112V113H119ZM123 112V113H122ZM127 112V113H126ZM241 112H243V113H241ZM27 113V114H26ZM110 113V114H109ZM114 115H113V114ZM129 113V114H128ZM131 113V114H130ZM220 113V114H219ZM231 113V114H230ZM237 113V114H236ZM95 114V115H94ZM102 114V116H100ZM105 114V115H104ZM121 116H120V115ZM124 114V115H123ZM230 114V115H229ZM235 114V115H234ZM247 114V115H246ZM74 115V116H73ZM75 115H76V117H75ZM118 117H117V116ZM123 115V116H122ZM240 115V116H239ZM242 115H244V116H242ZM29 116V117H28ZM31 116H33V117H31ZM94 116H95V118H94ZM109 116H113L112 118H110L109 119ZM114 116H115V121L113 122L112 120L114 119ZM227 116V117H226ZM237 116V117H236ZM242 116V117H241ZM81 117V118H80ZM90 119H88V118ZM234 117H235V120H234ZM99 118V119H98ZM222 118V119H221ZM230 118H232L231 120H230ZM238 118H240V119H238ZM97 119V120H96ZM112 119V120H111ZM82 120V121H81ZM91 121V122H89V121ZM101 122H100V121ZM104 120V121H103ZM127 120V121H128ZM129 120V121H130ZM133 120V121H132ZM218 120H219V122H218ZM223 120H225L224 122H223ZM238 120L240 121V122H242V123H240V122H238ZM254 120V121H253ZM257 122H256V121ZM141 121H142V123H141ZM222 121V122H221ZM34 122V123H33ZM53 122L56 124L54 127L56 128V129H58V124H57V122L55 121V118H53ZM93 122V123H92ZM158 122V121H157ZM259 122V123H258ZM33 123V124H32ZM39 125H38V124ZM114 123H117V124H114ZM226 123L228 124V125H226ZM230 123V124H229ZM256 123V124H255ZM241 124V125H240ZM243 124V125H242ZM245 124V125H244ZM252 124H253V126H254V128H253V126H252ZM258 124V126H256ZM261 124V127L259 126ZM14 125H15V127H14ZM40 125H41V127H40ZM92 125V126H91ZM115 125V126H114ZM160 125V126H159ZM218 125H220V126H218ZM224 125V126H223ZM240 125V126H239ZM247 125H249V127L247 126ZM111 126H113V128L111 127ZM117 126V127H116ZM135 126V127H136ZM219 128H218V127ZM73 127V126H72ZM116 127V128H115ZM136 127V128H137ZM238 127V128H237ZM247 127V128H246ZM258 127H259V130H258ZM13 128H17L16 130H14ZM114 128L116 129V131L114 130ZM223 128H226V129H223ZM257 128V129H256ZM41 129V130H40ZM238 129V130H237ZM253 129V130H252ZM226 130V131H225ZM229 130H231V132H229ZM262 130H263V132H262ZM114 131V132H113ZM201 131V132H200ZM213 131V132H212ZM223 131H225V132H223ZM228 131V132H227ZM241 131V132H240ZM250 131V132H249ZM252 131H254L253 133H252ZM119 134H118V133ZM213 134H212V133ZM218 132H221V134H220V136H219V134H218ZM234 132V133H233ZM242 132H244L245 134H243ZM63 133V135L65 134V132L63 131L62 132ZM115 133V134H114ZM140 133V132H139ZM205 133L207 134L206 136H205ZM210 133V134H209ZM227 134V136L228 137H226V140H225V142L223 141H221L220 143H219V145H220V149L222 150V154H220V152H218L216 149H214V147H211V146H215L216 145V142L214 141V137L213 136H219V137H221L223 134ZM231 133V135H229ZM241 133V134H240ZM248 133V134H247ZM216 134V135H215ZM232 134H234L233 136H232ZM253 134L255 135V136H253ZM250 135H252L251 137H250ZM119 136V137H118ZM209 136V137H208ZM230 136V137H229ZM237 136V137H236ZM246 136V137H245ZM57 137H58V135H57ZM198 137V138H197ZM203 137H205V138H203ZM213 137V138H212ZM255 137V138H254ZM257 137H259V138H257ZM261 137V138H260ZM157 138V139H156ZM206 138H208V140L206 139ZM211 138V139H210ZM228 138V139H227ZM248 138V139H247ZM254 138V139H253ZM204 139V140H203ZM210 139V140H209ZM237 141H239V142H237ZM242 139H243V141H242ZM258 139V140H257ZM262 139V141H260ZM113 140V141H114ZM234 140H235V142H234ZM246 140V141H245ZM60 141V143L62 144V143H67L68 145H69V147H68V149L69 150H71V148L73 147V145H75L76 143H77V139L75 138V137H73V136H71V135H68V134H66V136H65V139L62 141V140H59ZM202 141V142H201ZM204 141V142H203ZM209 141H211V142H209ZM254 141V142H253ZM258 141V142H257ZM56 142H57V140H56ZM196 142V143H195ZM244 142V143H243ZM248 142V143H247ZM251 142V143H250ZM252 142H253V144H252ZM262 142V143H261ZM42 143V144H41ZM193 143V144H192ZM226 143H228V144H226ZM231 143V144H230ZM235 143V144H234ZM237 143V144H236ZM242 143V144H241ZM257 143H259V144H257ZM41 144V145H40ZM193 146H196V147H193ZM203 144V145H202ZM209 144H210V146H209ZM260 144H262V147L260 146ZM162 145L164 146V147H162ZM205 145H206V147H205ZM232 145V146H231ZM236 145V146H235ZM237 145H239V146H237ZM241 145V146H240ZM254 147V146H256L255 148H253L252 146ZM95 146H97V147H100V145L99 144H97V143H95ZM187 146V147H186ZM228 146V147H227ZM244 146V147H243ZM258 146V147H257ZM259 146L261 147L260 149H259ZM160 147H162V149L160 148ZM189 147H190V149L193 151V152H190L191 150H189ZM192 147V148H191ZM198 147V148H197ZM199 147H200V149H199ZM203 147V148H202ZM206 149H205V148ZM232 147L234 148V150L232 149ZM236 147V148H235ZM239 147V148H238ZM246 147V148H245ZM152 148V149H151ZM165 148V149H164ZM242 148V149H241ZM24 149V150H23ZM155 149V150H154ZM166 150V151H164V150ZM226 149V150H225ZM236 149H238L237 151H236ZM240 149V150H239ZM4 150V151H3ZM15 150V151H14ZM84 150L85 151H88L87 150V148H84ZM114 150V151H113ZM149 150H151V151H149ZM152 150H154V151H152ZM189 150V151H188ZM196 150V151H195ZM202 150V152L203 153H205L206 152V150H207V152L204 154V155H202L201 154V151ZM248 150V151H247ZM252 150H253V152L255 153H253L252 152ZM261 150H262V152H261ZM185 151H186V153H185ZM195 151V152H194ZM212 153H211V152ZM220 151V150H219ZM224 151H226L225 153H224ZM241 151V152H240ZM242 151H243V153H242ZM15 152V153H14ZM25 152V153H24ZM148 152V153H147ZM152 152H154V153H152ZM156 152V153H155ZM162 152H164L163 154H161ZM233 152V153H232ZM235 152V153H234ZM256 152H260V153H256ZM114 153V154H113ZM150 153V154H149ZM160 153V154H159ZM190 154V156H189V154ZM192 153V154H191ZM193 153H196V154H193ZM197 153H198V156H197ZM209 153H211V154H209ZM217 153V154H216ZM147 154H148V156H147ZM153 155V157H152V155ZM155 154H156V158H157V160H155L156 158H155ZM180 154V155H179ZM201 154V156L199 157V155ZM208 155V157H207V155ZM219 154L221 155L220 156V158H219ZM227 154V155H226ZM233 154H235V155H233ZM257 154H258V156H257ZM119 155V156H118ZM137 155V156H136ZM142 155V156H141ZM158 155H159V158H158ZM182 155V156H181ZM211 155V156H210ZM225 155H226V157H225ZM246 155V156H245ZM262 155V156H261ZM28 156V157H27ZM144 156V157H143ZM151 156V157H150ZM162 156V160L160 159V157ZM210 156V157H209ZM228 156V157H227ZM231 156V157H230ZM234 156V157H233ZM257 156V157H256ZM121 157V158H120ZM138 157V158H137ZM143 157V158H142ZM168 159H167V158ZM189 157H192V158H189ZM197 157V158H196ZM212 157V158H211ZM221 157H222V159H221ZM225 157V158H224ZM246 157H248V158H246ZM256 157V158H255ZM261 157V158H260ZM29 158V159H28ZM142 158V159H141ZM148 158H154V159H148ZM166 160H165V159ZM187 158V159H186ZM201 158V159H200ZM212 160H211V159ZM259 159V161L257 162V160ZM31 159V160H30ZM164 159V160H163ZM192 159V160H191ZM205 159V160H204ZM222 161H221V160ZM236 161H235V160ZM245 159H246V161H245ZM248 159V160H247ZM263 159V160H262ZM7 160V161H6ZM42 160V161H41ZM44 160V161H43ZM124 160V161H123ZM136 160V161H135ZM138 160V161H137ZM155 160V161H154ZM159 160H161V161H164L165 162V164L162 162V166H161V161H159ZM191 160V161H190ZM209 160V161H208ZM225 160V161H224ZM234 160V161H233ZM251 160V161H250ZM40 161H41V163H40ZM128 161H129V163H128ZM152 161V162H151ZM154 161V162H153ZM205 161V162H204ZM207 161V162H206ZM219 161H220V163H221V166H219ZM230 163H229V162ZM261 161L263 162L262 164H261ZM43 162V163H42ZM46 162V163H45ZM112 162V163H111ZM135 162H136V164H135ZM148 162H150V163H148ZM211 164H210V163ZM212 162H213V164H212ZM239 162V163H238ZM255 162V163H254ZM11 163L13 164V165H11ZM15 163H17V164H15ZM133 165H132V164ZM171 163V164H170ZM248 163V164H247ZM19 164V165H18ZM41 164H43V165H41ZM52 164V165H51ZM119 164V165H118ZM128 164V165H127ZM138 164V165H137ZM144 164V165H143ZM147 164H148V166H147ZM223 164V165H222ZM258 164V165H257ZM259 164H261V165H259ZM113 165V166H112ZM143 165V166H142ZM179 165H181V166H179V167H181L183 170H187V171H185V173L182 175H180L177 179H175L174 178V180H173V176H174V173H176V169H177V167ZM218 165V166H217ZM247 165V166H246ZM257 165V166H256ZM49 166V167H48ZM129 166H131L130 168H129ZM135 168H134V167ZM145 166H147L146 168H144ZM216 166V167H215ZM241 166H243V167H241ZM250 166V167H249ZM255 166V167H254ZM259 166V167H258ZM9 167H11V168H9ZM13 167V168H12ZM41 167V168H40ZM163 167V168H162ZM165 167H166V171H165ZM219 167H222V170L219 168ZM241 167V168H240ZM244 167L246 168V169H244ZM253 167H254V169H253ZM256 167H257V170H256ZM43 168V169H42ZM126 168V169H125ZM134 169V171L132 170V169ZM139 168V169H138ZM143 168V169H142ZM160 168H162V169H164V170H162V169H160ZM174 168V171L172 170ZM230 168V169H229ZM21 169V170H20ZM42 169V170H41ZM48 171H47V170ZM125 169V170H124ZM130 169H131V172H129L130 171ZM147 169V170H146ZM167 169L169 170V171H167ZM259 169V170H258ZM263 169V170H262ZM47 172H46V171ZM51 170V171H50ZM143 170V171H142ZM159 170H161V172L159 171ZM172 172H171V171ZM230 170V171H229ZM252 170V171H251ZM263 172V174H262V172ZM45 171V172H44ZM115 171V172H114ZM118 171V172H117ZM119 171H120V173H119ZM122 171V172H121ZM150 171V172H149ZM160 172V174H159V172ZM165 171V172H164ZM191 171V172H192ZM229 171V172H228ZM235 172L234 174L237 176V178H238V186H237V196L234 194L235 193V191L234 190H232L233 188H234V185H233V179L231 178L232 176V174L233 173H231V174H229L230 172ZM251 171V173H249ZM258 171V172H257ZM260 171V172H259ZM32 172H34L37 176H38V178L40 179V181L41 182H43L44 183V187H38V186H36V187H34V188H31L30 190H28L29 192H34V193H36L32 198H27V199H25L24 200V202H22L21 200H15V201H13V202H10L9 201V197H10V193H18V192H20L19 190H20V188H14V186H13V181H12V179L16 176L17 177V179L19 180V181H22L23 180V178L27 175V174H29V173H32ZM49 172V173H48ZM117 172V173H116ZM140 172V173H139ZM141 172H142V174H143V176H142V174H141ZM151 172H153L154 174H152ZM168 172V173H167ZM257 172V173H256ZM41 173V174H40ZM151 173V174H150ZM156 173H158L157 174V176H153V175H155ZM165 173V174H164ZM167 173V174H166ZM247 173V174H246ZM25 174V175H24ZM108 174V172H107V174L106 175H109ZM121 174V175H120ZM135 174H136V178L134 177L135 176ZM138 174V175H137ZM147 174H149V175H147ZM168 174H169V176L171 177V179H170V177H168ZM170 174H173V175H170ZM223 174V175H222ZM243 176H242V175ZM248 174H251L252 176H254V177H251V178H253L254 180H252L251 178H250V176L251 175H249V177H248ZM133 177V178H131V176ZM134 175V176H133ZM152 175V176H151ZM167 175V176H166ZM256 175L258 176V178L260 179H258L257 177H256ZM51 176V177H50ZM128 176H130V177H128ZM227 176V177H226ZM231 176V177H230ZM242 176V177H241ZM13 177V178H12ZM23 177V178H22ZM43 177V178H42ZM110 177V178H111ZM123 177V178H122ZM138 177V178H137ZM22 178V179H21ZM45 178V179H44ZM131 178V179H130ZM156 178H154V179H156ZM166 178H167V180H166ZM169 178V179H168ZM229 178V180H230V182H228L229 180H227ZM241 178V179H240ZM257 178V180H255ZM11 179V180H10ZM44 179V180H43ZM130 179V180H129ZM135 179V180H134ZM52 180V181H51ZM176 180V181H175ZM250 180V181H249ZM51 182V184L49 185L48 183L46 184V182ZM126 181V182H125ZM172 181H174V182H172ZM241 181V182H240ZM249 182V183H246V182ZM260 181V184H258V182ZM120 182V183H119ZM175 182H176V184H175ZM107 183V182H106ZM111 183V182H110ZM173 183H174V185H173ZM230 183H232V185L230 184ZM252 183V184H251ZM108 184V183H107ZM138 184V185H137ZM257 185L258 184V187H259V185H260V188H257V186H255V185ZM53 185V186H52ZM82 186H84L83 184H81ZM47 186V187H46ZM121 186V185H120ZM247 186V187H246ZM261 186H263V187H261ZM84 187H86V186H84ZM137 187V188H136ZM254 187V188H253ZM46 188V189H45ZM55 188V189H54ZM136 188V189H135ZM241 188V189H240ZM244 188V189H243ZM247 190H246V189ZM250 188H252L253 190L251 191V190H248V189H250ZM255 189V190H254ZM55 190V191H54ZM132 190V191H133ZM138 190H136V191H138ZM243 190H245L244 192V194H243ZM256 190H258V192L256 191ZM71 191V190H70ZM135 191V192H136ZM249 191V192H248ZM255 191V192H254ZM260 191V192H259ZM54 192V193H53ZM69 194H70V192H69V190L67 191ZM121 193H122V191H120ZM248 192V193H247ZM257 192V193H256ZM262 192H263V194H262ZM71 193H79V191H74V192H71ZM114 193H116V192H114ZM239 193V194H238ZM240 193H241V195H240ZM253 193H255V195H253ZM259 193H261L263 196H261V194H259ZM41 194H43V195H45V197L44 196H41ZM51 194V195H50ZM245 194H247V195H245ZM250 194V195H249ZM257 194V195H256ZM228 195V196H229ZM235 195V196H234ZM239 195V196H238ZM252 195V196H251ZM127 196V195H126ZM114 197H117V194H114ZM234 197V198H233ZM235 197H236V199H235ZM260 199H258V198ZM127 200H125V201H120V203L118 204V206H123V205H125V206H127L126 204H127V202L129 201V203H130V208H131V211H134V212H136V213H140L141 211H140V208H139V206L138 205H135L134 204V200H133V198H131V197H129V196H127ZM241 198V199H240ZM254 198V199H253ZM257 198V199H256ZM117 198H115L114 200H116ZM234 199V200H233ZM244 200V201H243ZM245 200L248 202V204L249 205H247V202L245 203ZM253 200V201H252ZM6 201H8L6 204H5V202ZM36 201V202H35ZM44 201V202H43ZM227 201V200H226ZM251 201H252V204H251ZM255 201V202H254ZM206 202V203H207ZM236 202L237 203H239V204H236ZM262 204H261V203ZM25 203V204H24ZM34 203V204H33ZM97 203V202H96ZM125 203V204H124ZM207 203V205L209 206V204ZM233 203V204H232ZM15 204V205H14ZM22 204V205H21ZM33 204V205H32ZM36 204H42V205H44V206H42V208L40 207H37V205ZM215 204V205H214ZM232 204V205H231ZM246 204V205H245ZM7 205V206H6ZM49 205H51V206H56L57 205V202L56 201H54V202H50L49 203ZM243 205H245V206H243ZM253 205V206H252ZM256 205V206H255ZM20 206V207H19ZM243 206V207H242ZM250 206V207H249ZM261 206L263 207V208H261ZM219 207V208H218ZM245 207V208H244ZM248 207H249V209H248ZM214 208V209H213ZM253 208V209H252ZM31 209V210H30ZM36 209V210H35ZM215 209H216V211H215ZM219 209V210H218ZM223 209V208H222ZM251 209V210H250ZM255 210V211H254ZM37 211V212H36ZM262 211V212H261ZM223 212V213H222ZM243 212H245L244 214H243ZM260 212V213H259ZM40 213H41V215H43V216H41L40 215ZM122 214H126V210H124V211H122L121 212ZM257 213V214H256ZM259 213V214H258ZM220 214V215H219ZM229 214V215H228ZM249 216H248V215ZM36 215V216H35ZM257 215V216H256ZM57 216V215H56ZM148 216L154 221V223L158 226H154L155 227V229L156 228H158V229H162V226L161 225H163V224H158L157 223V220H155L154 218H152V216L150 215V214H148ZM246 216V217H245ZM252 216V217H251ZM224 217V218H223ZM238 217H240V218H238ZM250 217L252 218V219H250ZM234 218H236V219H234ZM256 218V219H255ZM56 219H59L60 220V217L58 216ZM221 219H222V222H224V224L221 222ZM224 219V220H223ZM233 219V220H232ZM241 219V220H240ZM245 219H247V220H245ZM215 220V221H214ZM237 221V220H239V222L240 223H242L243 224V222H244V224L246 225V227H247V229H248V231H247V229L245 228L244 229V224H243V226H242V224H240V226L241 227H239V233H237V237H236V235H235V232L233 231V229H232V226H230V225H233V223H234V221ZM243 220V221H242ZM251 220V221H250ZM253 220H254V222H253ZM231 221H233V223L231 222ZM247 221V222H246ZM216 222H218V224L216 223ZM249 222H252V223H249ZM213 223V224H212ZM215 223V224H214ZM220 223V224H219ZM247 223H248V225H247ZM211 224V225H210ZM220 227V226H222V227H218L217 225ZM252 224V226H250ZM253 224H254V227H253ZM258 224V225H257ZM45 226H46V230H37V232H35L34 233V237H35V241L34 242H37L39 245H44L45 243H46V234H48V235H51L50 233H52L53 232V230H52V227H51V225H49L48 223H46V224H44ZM205 225V226H204ZM215 226V228H212V227H214ZM47 226H49V228L47 227ZM210 226V227H209ZM225 226H227V227H224ZM216 227H217V229H216ZM258 227V228H257ZM197 228H199V229H197ZM256 228V229H255ZM219 229V230H218ZM220 229H222V230H220ZM224 229V230H223ZM228 229V230H227ZM231 229V230H230ZM243 229V230H242ZM251 231H250V230ZM253 229V230H252ZM258 229V230H257ZM240 230H241V232H240ZM25 231V230H24ZM209 231V232H208ZM212 231V232H211ZM213 231H215V232H213ZM216 231H217V233H216ZM222 231V232H221ZM224 231V232H223ZM245 231V232H244ZM253 231L255 232V234L253 233ZM48 232V233H47ZM202 232H203V234H205L204 236H203V234H202ZM206 232V233H205ZM244 232V233H243ZM247 232V233H246ZM260 232V233H259ZM209 233V234H208ZM216 233V234H215ZM233 233V234H232ZM245 234V235H243V234ZM250 233V234H249ZM253 233V234H252ZM41 234H43V235H41ZM239 234V235H238ZM241 234V235H240ZM45 235V236H44ZM52 235H53V233H52ZM210 235V236H209ZM212 235V236H211ZM237 239H235L233 236ZM246 235H248L249 237H246ZM207 236V237H206ZM230 236H232V237H230ZM240 236V237H239ZM241 236H242V238H241ZM251 236V237H250ZM261 236V237H260ZM208 237H211V239L210 238H208ZM223 237V238H222ZM231 239H229V238ZM254 239H253V238ZM259 237V238H258ZM222 238V239H221ZM242 239V240H240V239ZM245 238V239H244ZM250 238H252V240L250 239ZM234 239V240H233ZM9 240L10 241H16L17 240V236H15V235H11L10 237H9ZM222 240V241H221ZM248 240V241H247ZM66 241H67V238H66ZM68 241H70V243L71 244H73V247H74V245H75V243L77 242V240L75 239V238H71V239H68ZM208 241H211V242H208ZM224 241V242H223ZM234 241V242H233ZM236 241H241L240 243H242V244H239V242H236ZM247 241V242H246ZM218 242H219V244L222 246V248H221V246L218 244ZM221 242H223V243H221ZM230 242H232L233 244H231ZM245 242V243H244ZM212 243H214V244H212ZM213 246H212V245ZM226 244H228L229 246L230 245H233L234 247H230L229 248V246L228 245H226ZM235 244H237V245H235ZM247 244L248 246L250 245V244H252V245H255V246H252V245H250V248L246 245ZM226 247H228V249L227 248H225V246ZM242 247H241V246ZM237 246H240V248L239 247H237ZM244 246V247H243ZM223 247H224V249H223ZM254 247H255V249H254ZM210 248V249H209ZM211 248H213V250L215 251H213ZM215 248V249H214ZM218 248V249H217ZM243 248V249H242ZM251 248L253 249V250H255L256 251V249H257V251H256V253H255V251H253V250H251ZM71 249H74V248H72L71 247ZM205 249V250H206ZM223 249V250H222ZM240 249H241V251H240ZM246 250V252H245V250ZM220 252H219V251ZM232 252H231V251ZM243 250V251H242ZM250 250V251H249ZM260 250V251H259ZM42 251V253H40V254H38V258H40L41 256H43V255H45V251L44 250H41ZM217 251L219 252V253H217ZM223 251H225V252H223ZM229 251V252H228ZM37 252H39V251H37ZM36 252V253H37ZM212 252V253H211ZM214 252V253H213ZM234 252H236V254H233ZM239 252V253H238ZM241 252V253H240ZM251 252H253V254L251 253ZM110 252H109V250H106V254H109ZM211 253V254H210ZM246 253V254H245ZM250 253V254H249ZM254 253H255V255H254ZM258 253V255H256ZM111 254H113V252H111ZM226 254V255H225ZM227 254H229V255H227ZM240 254H241V256H240ZM243 254V255H242ZM252 256L251 258H249V256ZM260 255V256H259ZM133 256H134V258L138 261H142L143 259H144V257H143V255L142 254H140L138 251H134L133 250ZM232 257V259H231V257ZM248 256V257H247ZM256 256V257H255ZM242 258V259H241ZM249 258V259H248ZM256 258H258V259H256ZM228 259V260H227ZM241 259V260H240ZM249 261H248V260ZM252 259V260H251ZM256 259V260H255ZM261 259H262V261H261ZM8 260H11V256H10V254L8 253V252H5V253H3V256H1L0 255V264H7V262H10V261H8ZM238 260V261H237ZM243 260H244V262H243ZM247 260V261H246ZM253 261V262H252ZM246 262V263H245ZM248 262V263H247ZM252 262V263H251ZM256 262V263H255ZM258 262V263H257ZM92 264H93V262H92ZM201 264H207V263H205V262H202Z\"/></svg>", "mask_w": 264, "mask_h": 264}]
</instances>
